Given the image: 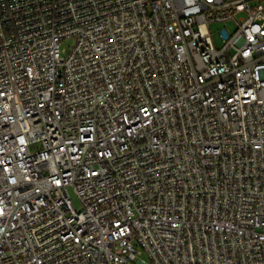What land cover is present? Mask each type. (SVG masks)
Wrapping results in <instances>:
<instances>
[{
  "label": "built area",
  "instance_id": "1",
  "mask_svg": "<svg viewBox=\"0 0 264 264\" xmlns=\"http://www.w3.org/2000/svg\"><path fill=\"white\" fill-rule=\"evenodd\" d=\"M0 264H264V0H0Z\"/></svg>",
  "mask_w": 264,
  "mask_h": 264
},
{
  "label": "rangeland",
  "instance_id": "2",
  "mask_svg": "<svg viewBox=\"0 0 264 264\" xmlns=\"http://www.w3.org/2000/svg\"><path fill=\"white\" fill-rule=\"evenodd\" d=\"M225 27L228 28V27H230V25H228V24H212L211 25L212 32L216 38V42L218 45H219L218 32ZM63 47H68V44H64ZM72 197H73L75 206L78 207L79 203H78L76 197L73 194H72Z\"/></svg>",
  "mask_w": 264,
  "mask_h": 264
}]
</instances>
